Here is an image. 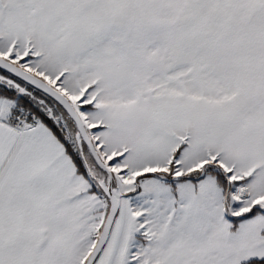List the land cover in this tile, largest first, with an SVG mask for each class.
I'll list each match as a JSON object with an SVG mask.
<instances>
[{
    "label": "snow or ice",
    "instance_id": "obj_1",
    "mask_svg": "<svg viewBox=\"0 0 264 264\" xmlns=\"http://www.w3.org/2000/svg\"><path fill=\"white\" fill-rule=\"evenodd\" d=\"M0 264H264V0H0Z\"/></svg>",
    "mask_w": 264,
    "mask_h": 264
}]
</instances>
